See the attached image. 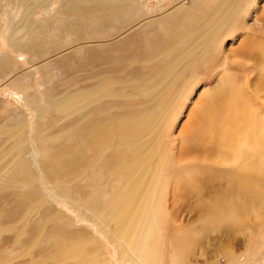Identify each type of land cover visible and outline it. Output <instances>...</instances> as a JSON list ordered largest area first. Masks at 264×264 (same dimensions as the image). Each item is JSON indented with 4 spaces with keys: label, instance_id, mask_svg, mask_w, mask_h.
Masks as SVG:
<instances>
[{
    "label": "bare ground",
    "instance_id": "6f19581e",
    "mask_svg": "<svg viewBox=\"0 0 264 264\" xmlns=\"http://www.w3.org/2000/svg\"><path fill=\"white\" fill-rule=\"evenodd\" d=\"M63 1L66 17L96 18L100 37L76 45L73 92L36 102L30 140L26 120L2 126L17 157L0 167L11 190L0 220L28 205L39 248L65 264H114V253L115 264H264V244L248 259L264 238V0H160L151 11L148 0ZM9 44L38 55L13 33ZM11 57L0 54L2 78ZM201 80L207 90L175 126ZM76 110L50 142L44 115Z\"/></svg>",
    "mask_w": 264,
    "mask_h": 264
},
{
    "label": "rangeland",
    "instance_id": "374dc122",
    "mask_svg": "<svg viewBox=\"0 0 264 264\" xmlns=\"http://www.w3.org/2000/svg\"><path fill=\"white\" fill-rule=\"evenodd\" d=\"M46 1L0 0V54L12 56L11 61H13L12 67L4 77L5 79L0 76V99L2 101L0 105V167H6L17 157L14 151V139L10 134L4 132L2 126H13L19 121L26 120L30 126L27 132V139L30 140L36 127L35 114H33L36 102L38 101L39 104H42L41 106L46 107V96H50L51 98L52 93H54L59 98L63 93L73 92L74 87L66 83L81 71L82 55L76 45H84V42L82 43L81 40H97L100 37L98 28L93 29L92 27L96 24V18L91 16L83 18L80 21H74V19L66 17L62 11L66 9L63 8V0ZM159 1L148 0L149 11L154 7L161 6L162 3H159ZM173 1L164 0L163 4L168 6ZM42 2L45 4L44 6L43 4L40 5ZM98 2L113 4L111 0H76L75 4L92 6ZM32 7L34 8L31 9ZM111 18L112 16L108 17V19ZM83 25H85V32L82 31L78 34L76 30L83 27ZM109 29L110 27L108 26ZM111 29L113 34L115 28L111 27ZM12 33L24 44L37 45L38 55L31 58L29 54L18 52L14 47H11L9 38ZM97 33L99 34L96 35ZM234 41L235 39L233 40V37L229 36L225 40V44L230 46ZM68 53H74V57L71 60H66ZM162 66L165 65H157V69ZM20 71L23 73H19ZM13 77L16 79H13ZM207 88L208 84L205 80H201L196 84L192 93L184 102L185 107L174 122L175 126H178L186 119L188 107L190 108L197 95L204 93ZM130 89H133L131 91L132 97L139 98L140 91H138V88L132 87ZM31 95H33L32 98H30ZM128 104L133 103L130 101ZM79 114L80 111L76 110L75 113L68 116L56 117L48 111L44 115L42 126L47 125L49 128L50 132L46 133L49 141H56L57 139L51 137L52 135L60 134L55 133L56 130L59 127H64L63 124L69 119L77 120ZM61 138L63 140L64 136ZM6 182H0V185H3L2 187L0 186L2 195L11 191L8 188V182ZM39 187L44 189V186H40V183ZM56 205L62 213L65 212L69 217L76 218L79 226L83 224L84 221L79 220L76 215L70 214L65 208L67 206L63 201L59 200ZM7 206L8 209L11 208L10 205ZM26 206L28 205L20 206L17 204L16 211L8 214L7 218L0 220V264H65L62 259L53 260L51 258L50 250H52V247L49 245L47 247L43 245V247L39 248L41 240L39 239L38 230L35 233H30V224L42 223L38 220L36 212L31 211ZM24 227H27L26 232H23ZM47 228L49 229V225ZM263 244L264 238L261 234L251 248V255L248 259ZM110 250V248H107V254H109ZM109 256L110 259L113 258L114 264L118 262L115 253L113 256ZM248 263L249 260L243 264Z\"/></svg>",
    "mask_w": 264,
    "mask_h": 264
}]
</instances>
